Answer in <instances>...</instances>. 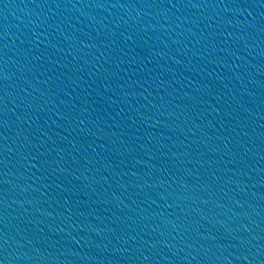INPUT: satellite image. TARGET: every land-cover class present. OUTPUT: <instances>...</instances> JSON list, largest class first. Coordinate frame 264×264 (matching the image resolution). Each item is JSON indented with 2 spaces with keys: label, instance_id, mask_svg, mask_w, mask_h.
<instances>
[{
  "label": "water",
  "instance_id": "1",
  "mask_svg": "<svg viewBox=\"0 0 264 264\" xmlns=\"http://www.w3.org/2000/svg\"><path fill=\"white\" fill-rule=\"evenodd\" d=\"M0 264H264V104L1 102Z\"/></svg>",
  "mask_w": 264,
  "mask_h": 264
}]
</instances>
